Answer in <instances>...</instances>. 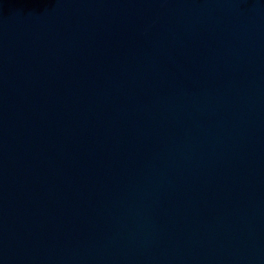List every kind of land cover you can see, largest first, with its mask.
I'll list each match as a JSON object with an SVG mask.
<instances>
[{"label": "water", "instance_id": "water-1", "mask_svg": "<svg viewBox=\"0 0 264 264\" xmlns=\"http://www.w3.org/2000/svg\"><path fill=\"white\" fill-rule=\"evenodd\" d=\"M0 264H264V0H0Z\"/></svg>", "mask_w": 264, "mask_h": 264}]
</instances>
